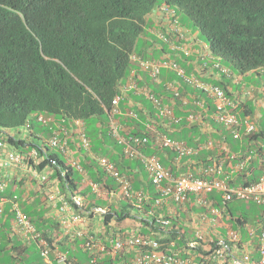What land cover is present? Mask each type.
<instances>
[{
	"label": "trees",
	"instance_id": "trees-1",
	"mask_svg": "<svg viewBox=\"0 0 264 264\" xmlns=\"http://www.w3.org/2000/svg\"><path fill=\"white\" fill-rule=\"evenodd\" d=\"M163 2L177 8L183 24L188 18L198 27L212 53L230 62L241 74L260 72L264 69V0H0V137L5 138L9 146L26 156L36 149L41 160L37 168L47 169L48 180L58 181L62 193L74 204L72 198L82 186L83 176L71 167L66 156V161L61 160L57 153L49 148L43 141L42 132L51 130L46 127L36 131L30 116L45 113L56 121H64L65 126L71 125L72 128L75 120H82L86 134L91 139V152L108 157L121 174L128 177L131 191L144 194L141 205L136 204V198L114 202L109 206L110 211L100 214L104 232L90 233L99 239H105L112 233L122 236L124 233H119L113 222L119 225L125 219L133 218L137 219L142 229L149 228L148 233L143 230L140 233L157 239L161 243V249L170 254L179 251L181 255H186L184 250L187 243L191 239L195 240L191 237L194 234L192 229L184 224L187 216L184 215L182 219L171 217L166 210L156 206L157 197L150 199V196L153 198L158 193L151 195L152 188L147 186L145 189L141 183L142 178L145 179L147 175L150 187H155L140 157L128 153L126 145L114 139L108 129L113 98L120 93L132 70L139 69L133 55L143 59H158L154 53L157 52L153 43L155 37L150 36L149 29L153 24L152 13ZM181 53L184 56V53ZM151 85L158 95L170 97L165 90L155 88L153 83ZM183 91L187 92L186 89ZM207 100L205 111L210 116L214 105ZM120 106L126 111L125 100L121 101ZM239 106L234 109L235 112L240 111ZM197 110L198 107L194 105L184 106L177 101L176 116L184 119L171 124L170 130L165 127L167 121L160 117L152 104L146 109L137 108V118L127 116L126 113L118 115V118L123 126L122 135L126 139L147 136V142L139 146L138 150L145 155L159 157L163 166L175 176L188 173L203 175V167L199 171L193 168L182 171L176 168L177 161L186 166L195 162L208 166L216 159L217 162L222 161V157L229 159L226 161L228 163L234 159L239 161L238 164L246 160L247 152L233 158L230 154L224 156V151L223 156H213L210 150L199 149L202 141L192 138L191 133L201 134L200 125L186 120L189 111ZM209 121L231 140L236 139L225 125L212 117ZM151 127L156 128L159 133L183 140L195 149L194 153L181 156L175 148L159 145ZM11 130L14 132L10 133ZM262 135L263 128L246 137L252 140ZM243 139L242 137L236 141ZM226 142L231 146L230 140ZM82 155L80 161L86 167L91 180L102 182L111 189L118 188L115 179L106 175L103 167L89 152H82ZM30 162H34L33 158H30ZM251 167H242L238 176H248L247 172ZM136 169L138 172H134ZM63 171H66V175H62ZM258 177L253 174L251 179L243 184L253 183ZM12 180L15 182L17 178ZM234 181L227 180L231 186H235ZM20 182L18 186L23 185V181ZM8 189L6 192L12 198L14 192ZM82 192L87 195L90 189L85 188ZM217 194L218 192L214 191L207 193L205 197L212 204L217 203L218 207L223 208L222 212L225 218L228 217L233 228H236L234 225H254L256 235H253L254 238L251 235L250 238L252 237L251 241L257 242L258 245V234L264 221V204H261L260 211L250 206L253 202L246 204V201L235 200L224 204ZM191 196L193 194L189 195L186 201ZM93 198L91 195V199ZM20 206L38 231L49 238L50 242L54 241L51 229L58 224L54 219L46 217L48 208L42 204L41 197L37 202L31 203L21 200ZM11 207V203L6 205L0 215V261L2 264H35L32 260H27V257L30 246L35 245L36 250H39L38 244L32 242L24 245L15 237L14 213ZM151 210H155L159 215L164 210L165 215L170 216L171 223H157L156 217L149 215ZM253 215L257 216L252 218ZM92 217L93 215H90V218ZM244 233L247 235V232ZM63 238L58 244L62 250L69 252V258L74 264H95L91 262V254L85 248L84 238H72L67 235ZM214 245L215 243L212 244V249H206L205 244L201 243L197 250L209 253L213 251ZM134 256L135 251L120 252L115 259L106 256L97 264L125 262ZM51 258L56 261L53 252ZM259 259L260 254L254 257L255 264H259ZM42 260V264H46L43 258Z\"/></svg>",
	"mask_w": 264,
	"mask_h": 264
},
{
	"label": "built area",
	"instance_id": "built-area-1",
	"mask_svg": "<svg viewBox=\"0 0 264 264\" xmlns=\"http://www.w3.org/2000/svg\"><path fill=\"white\" fill-rule=\"evenodd\" d=\"M172 49H181L186 56L191 54V51L186 47L174 46ZM133 59L138 64L139 69L137 70L146 72L154 83H159L161 81L160 76L164 69H170L175 71L183 81L192 85L195 89L209 95L214 100V117L216 121L232 129L234 137H240L242 131L246 134H252L258 131V126L254 120L250 117L243 118L238 112H235L236 102L227 95L226 91L221 86L205 82L194 74H188L187 70L182 65L171 59L168 55L151 60L143 59L134 54ZM214 67L219 68L223 73L229 71L219 62H215ZM137 70L132 71L129 80L122 86L120 93L113 98L108 127L112 137L126 145V151L128 153L140 157L150 174L152 183L159 193V196L155 199L156 205L162 206L169 201L183 203L190 194L205 196L207 193L214 191L221 194L224 204L235 200L253 201L258 204H264V173L256 182L243 186H231L228 184L227 179L222 175L223 165L221 163L204 166L201 169V173L203 172L201 176H195L191 173L175 176L163 166L159 157L156 155H145L138 150L139 146L147 142V137L140 135L126 139L121 134L122 126L117 119V115L122 113L120 103L125 98V94L131 90H136L145 94L157 106L161 115L165 118L176 122L181 120V118L175 116L173 105L165 104L149 86L142 87L139 85L137 80L140 76L137 75ZM262 72L264 74V69H262ZM166 86L168 89L174 91V100L180 99L184 104L187 103V99L181 96L179 89L173 82H168ZM129 114L135 116L133 111H129ZM189 119L194 120L195 116L190 115ZM39 121L50 126L52 131V136L49 140L50 145L69 154L70 149L67 140L69 129L65 126L64 122L55 121L51 117L44 116H40ZM74 124L77 127L76 132L77 137L80 139V145L89 150L91 142L86 134L83 121L76 120ZM157 140L159 144L165 147L175 148L181 156L192 155L195 151L194 148L187 146L184 142L175 140L168 135L159 137ZM31 157L34 158L33 163H30ZM95 158L98 164L105 170L106 175L115 179L118 188L111 189L102 182L91 180L88 176L86 167L78 158L73 157L70 160L71 167L82 174V186L89 188L90 194L95 198L89 200L82 194L83 188L80 187L72 198L74 204L78 206L77 208L67 198L66 194L62 193L58 181L48 180V170H39L37 168L41 160L36 149L31 151L30 156H25L24 154H20L14 147L9 146L5 138L0 137V171L13 168L16 169L18 166L29 169L33 178L37 179L38 182L48 190L49 200L54 202L55 206H58L60 222L63 228L69 232L72 230L73 226H78V228L72 232V237L85 239V248L91 254L92 263L97 264L106 256L115 259L120 252L128 253L130 251H135V256L132 257V259H127L125 262L115 261L112 264H223L224 262L226 264H255L252 253L249 251H244L240 254L235 253L233 251V246L223 239L216 241L212 238L209 240L210 245L214 243L215 245L213 251L208 254L195 252L198 244L206 241L203 235H197L195 240H191L187 245L188 255L182 256L178 251H174V253L171 254L168 253L160 248L161 243L157 239L138 232L124 234L122 236H115L116 233H112L105 237V239H99L97 236L91 234L89 229L84 227L87 219L86 215L90 213L100 215L108 212L107 207L95 205L98 199L103 196H107L111 201L136 198L137 205H141L144 200L143 192H132L128 177L121 174L116 165L108 157L95 156ZM62 175H66V171H63ZM7 188L8 182L5 176H2L0 173V215L4 212L6 204L8 202L11 203V209L14 213L13 229L23 242L26 244L36 242L40 249V255L46 264H74V261L69 258V252L67 250H62L56 240L50 242L49 238L44 237L43 234L38 231L34 222L30 220L20 206L23 197L18 194H14L12 198L9 197L5 194ZM202 202L205 203L206 200ZM93 204L95 206H91ZM84 209H87L86 213L82 214L81 211ZM212 212L220 215L219 213H221V210L212 208ZM155 217V221L161 225H169L171 223V219L166 218L162 214ZM229 240L237 243L240 237L234 231H231ZM257 250L260 254L259 264H264V224L259 235ZM51 252L54 253L56 261L51 258ZM0 264H2L1 261Z\"/></svg>",
	"mask_w": 264,
	"mask_h": 264
},
{
	"label": "crops",
	"instance_id": "crops-1",
	"mask_svg": "<svg viewBox=\"0 0 264 264\" xmlns=\"http://www.w3.org/2000/svg\"><path fill=\"white\" fill-rule=\"evenodd\" d=\"M152 18H154L155 23L153 22V24L150 26L149 33H150V36L155 37V40H153V43L157 48V52H154L156 53L155 54L156 58H161L163 56H166L167 54H170L172 58L176 59L181 65H183L189 73H194L208 82L223 85L228 91V93L230 94V97L239 103L241 107L240 115L242 117H244V115L249 116L251 117V119L256 121L259 131L262 128L264 129V105L262 104L264 100V82H262L261 86L257 88L255 86H249L245 79V77H247V74H240V75L235 74L232 71V69L228 72L229 74H224L218 69L212 68V65L210 62L208 63V65H205V62H207V59H203L202 56L199 55V53L209 51L208 45L204 40L200 39V37L194 33L193 29H189V30L184 29L186 40L189 41L188 42L189 46H191L193 51L195 52L193 56H191L190 58H187L181 55V53L179 52L170 50L169 46L163 43L158 37V33L160 31L167 32L166 21L165 20L160 21L159 19L160 17L158 18L152 17ZM176 43H179V41L176 40ZM252 72H255V71H252ZM255 73L258 76H262L260 72H255ZM143 77H144V81H142L141 84L150 85L153 88L149 77L144 73H143ZM176 80H177V77L174 71L164 70L162 73V83L159 85L154 84L155 85L154 87L155 88L159 87V90L163 89L165 90L166 93L171 94L169 91L166 90L165 83L168 81L174 82ZM252 82L259 84V81L257 80H252ZM241 83H243V86L241 88H238V86ZM235 87H237L236 91H235ZM185 89L187 92L183 91ZM246 90H251L252 94L246 95ZM181 91L182 93H185L184 96L187 97L189 100L199 97L198 100L204 103V106H199V107L197 106L198 110L193 111L197 113V119L194 123H197L200 125V128L202 130L201 134L191 133L192 138L200 139L202 141V145L199 147L201 151L210 150L211 151L210 153L213 152L212 153L213 156L214 155L217 156L218 154L223 156V151H224L225 152L224 156L230 154L233 158H235V156H241L244 152H247L248 154L247 159L244 161H240V164H238L239 161H237L236 159L232 160L231 163H228L226 161L229 159H225L224 157H222V161H224L223 174H222L223 177L228 178L227 180L229 179L235 180L234 181L235 186H239V185H242L247 180H250L253 174H256L258 176L262 174L264 172V161L262 157V155L264 154V135L256 139H252V140H249L250 138H247L246 135L243 136L244 139L241 141H236L238 139H235L234 141L231 140V138L228 137L226 133H224L223 131L217 130L214 127L213 123L209 121V119H211L212 116L211 115L209 116V113L205 111V108L208 103V100H207L208 97L205 100L204 99V97H206L205 95L201 97L200 91L193 89L191 86L186 85L184 83H182ZM146 99L147 98L144 95L136 94L134 91H131L129 96L125 100V106L127 107V109L130 108L133 110H136L137 108H140V107H143L144 109H146V107L151 105V103ZM209 100L213 102L212 99L209 98ZM186 105L195 106V104L191 101H189ZM211 112H213V110ZM226 140L231 141V146L226 142ZM75 148L77 149V147ZM76 155H77V158L81 159L80 153L78 154V151L76 152ZM202 165L203 164L201 162H195L193 165H188L190 167L189 168L188 166L181 164L180 161H177L175 163L176 168L182 171H186L191 168L198 169L199 171L202 167H204ZM250 165L252 167L250 170H248L247 172L248 176L246 175L247 177L246 176L242 177V175L238 176V171H240L242 167H249ZM134 172H138V170L136 169ZM0 173L2 176H5L8 182V188H9L8 191L11 190L14 192V194H18L19 196L22 195L21 197H23L24 201H27L29 203L37 202V199L41 197L42 204H45V207L48 208V213L46 214V217L48 219H54L56 223L58 224L57 227L53 226L51 229V231L53 232V234L51 235L53 236V238L56 240L57 243L59 242V240L64 239L63 237H65L66 235L71 236V237L73 236L72 232L76 228H78V226L77 225L73 226L72 230H70L69 232L63 228V225L60 222V212H59L58 206H55L54 202H51L49 200L48 193H47L48 190L42 184H40L37 179L33 178V176L29 172V169H27L26 167L18 166L16 169L13 168L10 170H1ZM14 177L17 178L15 182H13L12 180ZM21 180L23 181V185L18 186V184L21 183L20 182ZM141 183H142L143 188L145 189L148 188L147 186H149V188H152V191L150 193L151 195L153 194L156 195V193H158L154 186L150 187L149 176L146 175L145 179L142 178ZM217 196H219V199L222 198L219 192ZM156 197H158V195L153 198L150 196V199H154ZM205 200L206 198L204 199L203 196L193 195L190 197L188 201L185 202L186 204L184 203L177 204V203H174L173 201H169L168 203H165L164 205L158 208L166 210L168 212V215H170L171 217L172 216L177 217V218L180 217V219H182L184 218V215L187 216L184 221V224L192 229L194 234H192L191 237H194V238H196L197 235H203L205 239H208V238L211 239L212 237H215L218 239L228 238L230 232L235 231V233L237 232L236 234H238L239 237L241 235L240 240L237 242L239 254L244 251L249 250V251L254 252L253 253V256H254L255 253L258 252L257 245H256L257 242L255 243L254 241H251V239L254 238L253 235L254 234L256 235L255 226L252 224L246 225L244 227L243 226L237 227L236 225H234L236 228H233L231 225V222L228 220V217L225 218L224 213L222 212L223 208L218 207L216 205L217 203L212 204V202L209 200H206L205 202L206 205H204V202L202 201H205ZM106 202L107 204H102L105 207H109L110 205L114 204V202H111V200H109L108 198ZM196 203H198L200 207L203 206L205 210L203 212L198 213L196 210L197 209ZM6 205H9V202ZM212 208L221 209V213H219L220 215L214 214L212 212ZM164 210L162 214H164ZM157 214L158 213H156L155 210L149 211V215H157ZM113 226L119 233H124V234H130L133 232L140 233V231L142 230L140 223L137 221V219H133V218L125 219L119 225H117L114 221ZM84 227L86 229H90L95 232H100L101 234L104 232V228L101 222L100 215H94L92 218L86 219ZM244 232H247V235H245ZM64 233L66 235H64ZM14 234H15V237H17L19 240L23 242V240L20 238V236L15 231H14ZM68 234H71V235H68ZM251 235L253 238L252 237L250 238ZM207 247H208V244L205 243L204 248H207ZM258 256H259V253H258Z\"/></svg>",
	"mask_w": 264,
	"mask_h": 264
},
{
	"label": "clouds",
	"instance_id": "clouds-1",
	"mask_svg": "<svg viewBox=\"0 0 264 264\" xmlns=\"http://www.w3.org/2000/svg\"><path fill=\"white\" fill-rule=\"evenodd\" d=\"M152 17H160L159 19H160V21H163V20H165L166 21V23H167V32H165V31H160L159 33H158V37H159V39L163 42V43H165L166 45H168L169 46V48H170V50H172V51H175V52H179V53H181L182 51H181V49H176V50H173L172 48L174 47V46H176V47H186V48H188L190 51H191V54L189 55V56H186V55H184V57H187V58H190L191 56H193L194 55V51H193V49H192V47L191 46H189V44H188V42L189 41H187L186 40V35H185V31H184V29H186V30H189V28H187L186 26H185V24H183L182 22H181V20H180V17H179V14H178V12H177V8L175 7V6H173V5H171V4H169V3H167V2H163L162 4H160L155 10H154V12L152 13V15H151V18ZM162 18V19H161ZM165 23V24H166ZM176 40H178L179 41V43H176ZM208 45V44H207ZM208 49H209V51H207V52H201V53H199V55H201L202 56V58L203 59H207V62H205V65H208V63L210 62L211 63V65H212V68H214V69H218L219 71H221L219 68H216V67H214V64H215V62H219L220 64H222L223 66H225L229 71L231 70L229 67H227L226 65H224L223 63H222V61H221V57L219 56H216V55H214L213 53H212V51L210 50V47L208 46ZM171 59H173V60H175V61H177L176 59H174V58H172V56L170 55V54H167ZM181 55H182V53H181ZM159 59V58H158ZM178 62V61H177ZM179 63V62H178ZM180 64V63H179ZM181 65V64H180ZM183 66V65H182ZM184 67V66H183ZM185 68V67H184ZM186 69V68H185ZM164 70H167V71H172V70H170V69H164ZM163 70V71H164ZM187 70V69H186ZM133 71V70H132ZM163 71H162V73H163ZM228 71V72H229ZM175 72V71H174ZM228 72H226V73H224V74H229ZM143 73L144 74H146L147 76H148V74L146 73V72H141L140 70H137V75L138 76H140L139 77V79L137 80L138 81V83H139V85L140 86H142V87H145V86H149L152 90H153V88L150 86V85H142L141 84V82L142 81H144V77H143ZM162 73H161V76H160V78H161V81L159 82V83H154V82H152V80H151V78L149 77V79H150V82H151V84L153 83V84H161L162 83ZM176 73V72H175ZM187 73L188 74H194V73H189L188 71H187ZM223 73V72H222ZM260 73H261V75H264L263 74V72H262V69H261V71H260ZM131 74H132V72H131ZM194 75H196V74H194ZM131 76V75H130ZM130 76L128 77V79L126 80V82L129 80V78H130ZM196 76H198V75H196ZM176 77H177V80L176 81H174L173 83H174V85L179 89V91H180V93H181V96H183L185 99H187V103L189 102V101H191V102H193L194 104H195V106L197 107H199V106H204V103L203 102H201L200 100H198V98L199 97H196V98H194V99H192V100H189L187 97H185L184 95H183V93H182V91H181V87H182V83H184V84H186V85H189V86H191L193 89H195L192 85H190V84H188V83H186L185 81H183L177 74H176ZM198 77H200V76H198ZM201 78V77H200ZM203 81H205V82H208V81H206V80H204L203 78H201ZM125 82V83H126ZM168 82H172V81H168ZM168 82H166L165 83V87H166V90L167 91H169L171 94H169L170 95V97H168V96H161V95H158L157 94V92L155 91V90H153L154 91V93L159 97V98H161L162 100H163V102L165 103V104H170V105H173V110H174V113H175V107L177 106V101H179V102H181L182 103V105H186V104H184L183 103V101H181L180 99H176V100H174L173 98H174V95H173V90H170V89H168L167 88V86H166V84L168 83ZM124 83V84H125ZM208 83H211V84H216V85H219V84H217V83H212V82H208ZM123 84V85H124ZM219 86H221V85H219ZM225 91H226V93H227V95L230 97V94L228 93V91L223 87V86H221ZM197 90V89H196ZM131 91H134L136 94H140V95H144L149 101H150V103L153 105V107L157 110V112H158V114L160 115V117L162 118V119H165L166 121H167V123L165 124V127L168 129V130H170L171 129V124H173V123H175L176 121H174V120H170V119H168V118H165L163 115H161V113H160V110L157 108V106L145 95V94H143V93H141V92H138V91H136V90H131ZM131 91H128L126 94H125V98L123 99V100H126V98L129 96V94H130V92ZM199 91V90H198ZM201 92V91H200ZM250 92V93H249ZM252 94V91L251 90H246V95H251ZM201 97L203 96V95H205L206 97H204V99L206 100L207 99V97H208V99L210 98V99H212L209 95H207V94H205V93H203V92H201ZM231 98V97H230ZM234 100V99H233ZM212 103H213V105H214V100L212 99ZM235 102H236V108L239 106V103L236 101V100H234ZM262 104L264 105V100H263V102H262ZM240 107V106H239ZM120 108H121V106H120ZM235 108V109H236ZM213 109V112H212V114H211V116H212V118H214L215 119V117H214V111H215V105H214V108H212ZM240 109V108H239ZM121 111H122V113H120V114H118V115H122V114H124V113H126V115L127 116H130V117H135V118H137V113L135 112V110H133V109H126V111H123L122 109H121ZM129 111H133L134 112V114H135V116H133V115H130L129 114ZM238 113H239V115H240V111H238ZM118 115H117V119L119 120V122H120V124H121V121H120V119L118 118ZM190 115H194L195 116V119L194 120H190L189 119V117H190ZM40 116H44V117H48L45 113H42V114H39V115H37V118H38V122H41V121H39V117ZM175 116H176V113H175ZM241 116V115H240ZM177 118H181V120L182 119H184V117H178V116H176ZM242 117V116H241ZM244 117H249V116H245L244 115ZM243 117V118H244ZM51 118H53V117H51ZM251 118V117H250ZM109 119H110V113H109ZM196 119H197V113L196 112H193V111H191V112H188V114H187V116H186V120L188 121V122H190V123H194L195 121H196ZM30 120L32 121V123H33V120L30 118ZM53 120H55L54 118H53ZM80 120V119H79ZM180 120V121H181ZM216 120V119H215ZM253 120V119H252ZM56 121V120H55ZM76 121V120H75ZM82 121V120H81ZM180 121H178V122H180ZM64 122V121H63ZM256 122V121H255ZM42 123V122H41ZM84 123V122H83ZM219 123V122H218ZM44 124V123H43ZM220 124H222V123H220ZM257 124V123H256ZM45 125V124H44ZM108 125H109V123H108ZM224 125V124H223ZM121 126H122V124H121ZM226 126V125H225ZM258 126V125H257ZM33 127H34V125H33ZM46 127H48L49 129H50V126H47L46 125ZM67 127V126H66ZM73 127L74 128H72L71 127V125L69 126V127H67L68 129H69V136H68V144H69V149H70V152H69V154H67V153H64V152H62L68 159H69V161L71 160V158H77V155H76V152L78 151V154L80 153V157H83V155H82V152H89L90 153V156L92 157V158H94V159H96L95 158V156H100V155H95L94 153H92L91 152V143H90V149L89 150H87V149H85L84 147H82L81 145H80V139H79V137H77V132H76V129H77V127H76V125L74 124L73 125ZM84 128H85V125H84ZM152 128V130L155 132V136H156V140H157V138H159V137H162V136H164V135H168V136H170L169 134H164V133H159L158 131H157V129L156 128H153V127H151ZM226 128L228 129V130H230L231 131V133H232V129H230L229 127H227L226 126ZM108 129H109V127H108ZM51 130V129H50ZM122 131H123V126H122ZM122 131H121V134H122ZM258 131H259V128H258ZM258 131H256V132H258ZM10 133H13L14 131L13 130H11V131H9ZM50 133V135L52 136V131L51 132H49ZM110 134V133H109ZM233 134V133H232ZM244 135H249V134H246V133H244L243 131L241 132V136L240 137H238V138H236V137H234V138H236V139H240V138H242ZM42 136V135H41ZM112 136V135H111ZM144 137H147V136H145V135H143ZM234 136V135H233ZM89 137V136H88ZM171 137V136H170ZM43 138V137H42ZM114 138V137H113ZM148 138V137H147ZM172 138V137H171ZM90 139V138H89ZM115 139V138H114ZM173 139H175V138H173ZM50 140V139H49ZM73 140V141H72ZM175 140H179V139H175ZM43 141L48 145V144H50L49 143V141H46V140H44V138H43ZM72 141V142H71ZM179 141H182V142H184L183 140H179ZM90 142H91V139H90ZM157 143H158V140H157ZM185 143V142H184ZM159 144V143H158ZM186 144V143H185ZM159 145H162V144H159ZM187 145V144H186ZM187 146H189V145H187ZM75 147H77V149L75 148ZM165 147V146H164ZM190 147V146H189ZM17 151L19 152V150L17 149ZM20 154H23V153H21V152H19ZM25 155V154H24ZM26 156V155H25ZM28 156H30V155H28ZM262 157H263V161H264V154L262 155ZM32 158V157H31ZM34 159V158H33ZM79 160H80V158H78ZM81 162V161H80ZM31 163V162H30ZM214 163H221L222 165H224V161H219V162H217V161H215ZM214 163H212V164H214ZM244 163V162H243ZM243 163H241V164H243ZM245 165V164H244ZM172 172V171H171ZM264 173V172H263ZM263 173L262 174H260L259 175V177H258V179L263 175ZM174 175V174H173ZM181 175V174H180ZM178 176V175H177ZM257 179V180H258ZM256 182V181H255ZM254 183V182H253ZM249 184H251V183H249ZM249 184H242V185H239V186H243V185H249ZM81 188H83L82 189V191H84V189H85V187H83V186H81ZM156 191H157V189H156ZM82 194H83V192H82ZM83 195H85V194H83ZM91 195L92 194H87V195H85L89 200H93V199H95V198H93V199H91ZM191 195V194H190ZM194 195V194H193ZM196 195V194H195ZM93 196V195H92ZM158 196H159V193H158ZM94 197V196H93ZM107 197V196H106ZM204 197V199L206 198L205 196H203ZM108 198V197H107ZM109 199V198H108ZM122 200V199H121ZM207 200V199H206ZM113 202H116V201H120V199L119 200H112ZM136 201V200H135ZM242 201H244V200H242ZM174 202V201H173ZM185 202H186V200H185ZM185 202H183V203H185ZM248 202H253V201H248ZM174 203H176V202H174ZM183 203H177V204H183ZM253 203H255V202H253ZM95 205H98V206H103V205H99V204H97V201H96V204ZM94 204L93 205H91V206H95ZM204 205H206L205 203H204ZM90 206V207H91ZM157 206V205H156ZM104 207V206H103ZM157 207H160V206H157ZM108 208V211H110V209H109V207H107ZM85 210V211H84ZM84 210H82L81 211V213L82 214H84V213H86V210L87 209H84ZM83 211H84V213H83ZM163 213V212H162ZM90 215H98V214H92V213H90L89 215H86V217H87V219L88 218H90ZM157 215H159V214H157ZM157 215H153V216H157ZM162 215H164L166 218H169V219H171L170 218V216L169 217H167V215H165V213L164 214H162ZM263 224H264V221H263V223L261 224V228H260V231H259V234H258V238H259V235H260V232H261V229H262V227H263ZM252 227H254V226H252ZM89 231L91 232V231H93V230H90L89 229ZM235 232V231H234ZM237 233V232H236ZM64 235H65V233H64ZM68 235H70V234H68ZM57 237V236H56ZM240 237H241V235H240ZM73 238V237H72ZM154 238V237H153ZM205 238V237H204ZM214 240H219L218 238H215V237H212ZM211 238V239H212ZM211 239H205L206 241L205 242H203L204 244L205 243H207L208 244V247L207 248H209V247H211L212 245H210L209 244V240H211ZM220 239H223V240H225V241H227V242H229L232 246H233V251L235 252V253H239V251H238V245H237V243H234V242H232V241H230L229 240V236H228V238H220ZM192 240H194V239H192ZM190 242V241H189ZM188 242V243H189ZM234 245H233V244ZM258 243H259V241H258ZM199 245H201V242H200V244H198V246ZM206 248V249H207ZM257 248H258V245H257ZM196 251L195 252H197V253H204V252H198V250H197V248L195 249ZM39 251H40V249H39ZM247 251H249V250H247ZM179 252V251H178ZM250 253H252V257H253V259H254V256H253V251H249ZM184 253L186 254V255H182V256H187L188 255V253H187V248H186V250L184 251ZM179 254H180V252H179ZM205 254H208V253H205ZM181 255V254H180Z\"/></svg>",
	"mask_w": 264,
	"mask_h": 264
},
{
	"label": "rangeland",
	"instance_id": "rangeland-1",
	"mask_svg": "<svg viewBox=\"0 0 264 264\" xmlns=\"http://www.w3.org/2000/svg\"><path fill=\"white\" fill-rule=\"evenodd\" d=\"M182 16H184L185 18H186V16L185 15H183L182 14ZM180 17V16H179ZM152 22H154L155 23V20H154V18H152ZM185 26L187 27V28H189V29H193L194 30V33L196 34V35H198L199 37H200V39H202V40H204L205 42H206V40H205V37L202 35V33H201V31L199 30V28L198 27H196V26H194L193 25V23L187 18L186 20H185ZM221 61H222V63L224 64V65H226L227 67H229L230 69H232V71L235 73V74H241L239 71H238V69H236L230 62H228V61H225V60H222L221 59ZM247 74V77H245V79H246V82L248 83V85L249 86H255L256 88L257 87H259V86H261V83L262 82H264V75H262V76H258L255 72H248V73H246ZM252 80H257V81H259V84H256V83H253L252 82ZM243 86V83H241L239 86H238V88H241ZM237 90V87H235V91ZM30 118L33 120V125H34V129L37 131H40V130H43L44 128H46V125H44L43 123H41V122H38V118H37V115H31L30 116ZM42 134H43V138H44V140H46V141H49V139H51V135H50V133L49 132H45V131H43L42 132ZM48 146H49V148H51V150H54L56 153H57V155H58V157H59V159H61V160H64V161H66V157H65V155L61 152V150L59 149V148H57V147H53V146H51L50 144H48ZM6 195H8L7 194V192L5 193ZM107 197L106 196H103L102 198H100V199H98L97 200V202H98V204L100 203L101 205L102 204H107ZM240 201V200H239ZM111 202H113V201H111ZM238 204H242L241 202H237ZM246 204H251L252 202H248V201H246L245 202ZM99 204V205H100ZM196 206H197V212L198 213H200V212H203L204 211V207L202 208V207H200V205L198 204V203H196ZM251 207H253V209L254 210H258V211H260V210H262V205L261 204H258V203H252L251 205H250ZM256 214V213H255ZM257 215H253L252 216V218H254V217H256ZM144 232H149V229L147 228V227H144L143 229H142ZM158 236H161L160 234H158ZM36 246L35 245H32V246H30V249H29V253H28V257H27V260H32L33 262H35V264H42V258H40V255H39V251H38V249L36 250ZM258 255H254V257H257Z\"/></svg>",
	"mask_w": 264,
	"mask_h": 264
}]
</instances>
